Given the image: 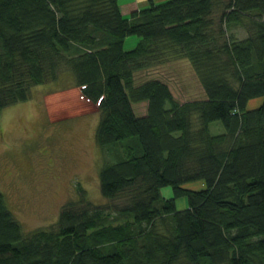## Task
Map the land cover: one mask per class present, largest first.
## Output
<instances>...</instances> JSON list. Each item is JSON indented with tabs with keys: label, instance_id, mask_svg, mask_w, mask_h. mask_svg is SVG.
I'll use <instances>...</instances> for the list:
<instances>
[{
	"label": "trees",
	"instance_id": "16d2710c",
	"mask_svg": "<svg viewBox=\"0 0 264 264\" xmlns=\"http://www.w3.org/2000/svg\"><path fill=\"white\" fill-rule=\"evenodd\" d=\"M175 57L204 99L135 84ZM64 65L101 111V190L122 203L89 209L79 188L59 225L26 233L0 189V264H264V0H150L127 16L118 0H0V111Z\"/></svg>",
	"mask_w": 264,
	"mask_h": 264
},
{
	"label": "rangeland",
	"instance_id": "374dc122",
	"mask_svg": "<svg viewBox=\"0 0 264 264\" xmlns=\"http://www.w3.org/2000/svg\"><path fill=\"white\" fill-rule=\"evenodd\" d=\"M234 32L239 37L247 35L240 26ZM139 40L128 36L125 48ZM151 79L166 81L182 103L206 97L188 57L153 59L136 71L134 81L140 85ZM260 100L248 108L258 106ZM133 105L137 114H146V100ZM100 118L98 104L83 93L70 65H64L57 78L33 85L29 98L0 111V189L26 233L59 225L62 211L84 193L79 188L87 190L86 201L93 204L88 207L81 201L80 208L100 204L111 210L122 203L105 197L101 190V165L108 157L97 142ZM221 124L220 120L211 123L213 133L222 132ZM162 194L172 196V187L164 188ZM186 202V197L179 198L178 207L184 208Z\"/></svg>",
	"mask_w": 264,
	"mask_h": 264
},
{
	"label": "crops",
	"instance_id": "0c3cea01",
	"mask_svg": "<svg viewBox=\"0 0 264 264\" xmlns=\"http://www.w3.org/2000/svg\"><path fill=\"white\" fill-rule=\"evenodd\" d=\"M118 2L122 14L127 16L137 8L147 7L150 0H118Z\"/></svg>",
	"mask_w": 264,
	"mask_h": 264
}]
</instances>
